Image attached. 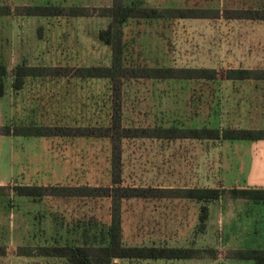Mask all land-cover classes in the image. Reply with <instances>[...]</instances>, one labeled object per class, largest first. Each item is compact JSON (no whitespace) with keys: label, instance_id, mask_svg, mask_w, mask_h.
I'll list each match as a JSON object with an SVG mask.
<instances>
[{"label":"rangeland","instance_id":"rangeland-1","mask_svg":"<svg viewBox=\"0 0 264 264\" xmlns=\"http://www.w3.org/2000/svg\"><path fill=\"white\" fill-rule=\"evenodd\" d=\"M14 10L0 20L7 60L76 68L111 65L112 49L100 37L112 18L102 15L114 0H0ZM125 4L173 8H260L264 0H123ZM38 4L86 7L87 16H21ZM124 64L131 67L216 68L217 79H125L123 125L130 128L264 129V79L229 80V68L264 70V20L220 18L129 19L124 25ZM23 109L10 124L109 126L113 83L109 78L48 76L27 84ZM26 94V95H25ZM26 106V107H25ZM15 169L25 171L0 185V264H70L38 254L54 243H91L112 219L110 198L16 195L17 184L112 183V141L103 137H17ZM123 185L136 187L264 186V140L126 138L122 140ZM202 203L184 198H131L122 203L126 245L214 248L190 260L122 261V264H257L230 252L264 247V202L233 199L209 204L205 229ZM20 247L34 249L22 255Z\"/></svg>","mask_w":264,"mask_h":264},{"label":"trees","instance_id":"trees-1","mask_svg":"<svg viewBox=\"0 0 264 264\" xmlns=\"http://www.w3.org/2000/svg\"><path fill=\"white\" fill-rule=\"evenodd\" d=\"M14 10L10 5H0V16L12 15ZM22 16L51 17L59 15L87 16L86 7H64L54 4L27 5L18 8ZM102 15L112 18L109 27L101 32V39L111 46V65H92L76 68L73 72L67 67L29 65L21 63L14 69L13 88L20 90L24 87L27 77L67 76L80 78H109L113 83V113L109 126L101 127H70L46 126L38 124H7L0 127V134L24 137H103L112 141V184L108 186L92 185H39L17 184L13 190L16 195L31 199H41L46 196L55 197H89L110 198L112 201V219L110 225L103 229L96 243L86 240L82 244L67 242L54 243L38 247V254L46 257L66 259L70 264H122V261L147 260H190L203 257L205 253L216 256L214 248H199L186 246L164 245H126L122 232V203L131 198H184L202 203L200 228L205 229L209 217V204L217 202L230 195L233 199H246L256 203L264 202V188L253 187H179L157 188L136 187L123 185L122 176V140L126 138H157V139H196V140H264V129L251 128H187L163 127L130 128L123 125L122 88L125 79H217L219 72L216 68L206 67H131L124 64V25L132 18L167 19V18H220L227 19L264 20V9L258 8H158L142 6L138 3L125 4L123 0H114L112 6L103 9ZM8 67L0 54V98L6 91ZM229 80L264 79V70L245 68H229L226 72ZM6 247L0 246V256L6 254ZM22 255H34V249L20 247ZM230 257L237 260L254 261L264 264V247L239 248L230 252Z\"/></svg>","mask_w":264,"mask_h":264},{"label":"crops","instance_id":"crops-1","mask_svg":"<svg viewBox=\"0 0 264 264\" xmlns=\"http://www.w3.org/2000/svg\"><path fill=\"white\" fill-rule=\"evenodd\" d=\"M0 5H5V4L3 2H0ZM5 17H11V15L0 16V20ZM1 43L2 42H0V54L3 55L2 53L3 47L1 46ZM2 60L4 64L8 67V76L6 78L5 94L3 97L0 98V127L10 124L9 116L11 115L12 110L17 112L23 109L24 105L22 99L24 97V92H25L24 90L26 89L27 84L30 83V81H32L33 79L44 78V77H27L24 87L20 90H16L13 88L15 67L21 63H27L29 65H33V64L28 63L26 58L24 60H19L17 62L12 61L11 59L7 60L5 57H2ZM17 137H24V136L0 134V185H5L7 183L12 182L17 176H22L21 174L25 171L24 167H22V169L20 168V171L18 172L15 169V158H16L15 143ZM25 138L31 139L33 137H25ZM25 184H30V182ZM253 188H264V186L255 185L253 186Z\"/></svg>","mask_w":264,"mask_h":264}]
</instances>
